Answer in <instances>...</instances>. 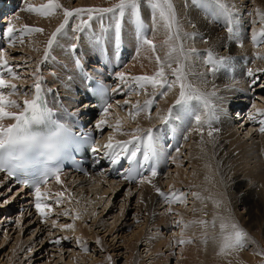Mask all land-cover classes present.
I'll use <instances>...</instances> for the list:
<instances>
[{
	"label": "snow or ice",
	"instance_id": "snow-or-ice-1",
	"mask_svg": "<svg viewBox=\"0 0 264 264\" xmlns=\"http://www.w3.org/2000/svg\"><path fill=\"white\" fill-rule=\"evenodd\" d=\"M208 2L215 6V18L218 21H223L229 40L236 39L237 13L235 5H230L227 0H191L192 4L201 7H205ZM142 6L151 11V38L148 35L149 27L142 19ZM185 6H187V0ZM57 9H60L63 13V22L60 23L59 27L55 29L47 40L44 50L45 60L48 58L49 51L57 41L58 36L62 33L67 35L64 30L74 17L78 18L80 23L72 29L73 32H83L85 28L91 27L90 21L98 18L101 22V32L99 34L92 33L89 37L90 42L95 47H98L106 42L108 33L111 32L114 49H120L123 41V22L125 17H127L135 29L134 37L137 44V54L140 49L146 47L155 56L158 66L154 75L128 76L124 72L117 74L118 81L127 85L130 92L139 95L140 93L137 91L139 89L152 97L147 99L143 105L139 102L134 103L132 105L134 111L129 113L130 117L135 120L141 113H145L147 119L151 120L155 96L164 97L168 92L178 88V97L175 99L174 104L167 109L166 114L158 116V119L165 126H168L176 119L180 120L179 126L172 124V130L179 131L182 135L194 123L195 127L193 130L199 132L201 137H203L204 128L207 126L209 129L207 137L212 140V122L217 118L213 103V97L216 96V92L215 90H202L189 77L196 75L199 82L206 85L205 74L194 71L195 62L199 61L206 66H210V70L215 71L218 67L227 64L228 60L223 57H215L211 49L202 55L194 46L185 47L187 42L194 43L196 34L183 31L172 0H117L111 7L74 9L62 8L57 0H48V3L41 7H34L26 2L24 10L47 17L54 15ZM256 15L259 18L260 28L259 32H252L251 39L254 44L259 43L258 37H264V11L256 9ZM85 16L87 20L84 19ZM105 18L108 20L107 24L104 23ZM253 23L256 22L253 21ZM161 25L165 32L162 46L166 51L163 58L157 54V45L154 43L155 34ZM190 26L195 28L194 24ZM16 31L15 25L10 21L3 35L13 38ZM19 31L21 33L20 40L23 43V34L43 33L44 30L40 27H28L25 25ZM204 43H207V41H204ZM70 50L75 52L76 45H72ZM256 59L264 60V56L257 55ZM75 63L77 68H80L79 59ZM258 71H264V69ZM5 72L13 79L18 78L12 67L8 65L6 54L0 51V90L12 89L8 95L0 91V173L6 174L8 178H15V183L34 191L35 210L42 218V222H46L49 218L48 214L52 212V208L43 202L47 198V194L41 192V186L47 184L49 179L52 178L55 179L56 183H61L63 169L60 164L64 159L70 158L74 150L78 151L82 146L90 142L93 153H97L98 149L95 147L90 133H81L78 136L72 128L68 127L63 118L58 117L53 109L48 106L47 101L44 99L39 76L35 77L37 80L34 84L35 95L31 99H25L21 107L16 101L8 98L10 95H15L17 89L15 84H8L4 78ZM35 72H40L39 66H37ZM247 75L254 77L255 74L252 69H248ZM169 76L174 77V79H169ZM149 87L152 89L151 93L147 91ZM94 91L102 101L101 118L96 123L95 128L102 130L105 126L112 127L107 119L109 109L112 107L109 95L110 90L102 84H97L94 86ZM111 91L117 92L121 91V89L113 88ZM117 103L119 104L120 101H117ZM122 103L123 105H128L130 101L129 99H124ZM252 107L255 108V104ZM8 109H19V111L17 113ZM260 114L259 110L257 113H249V119L255 122L257 115ZM65 115L70 114L65 110ZM7 120L14 121V123L5 126L3 122ZM258 123L260 125L258 128L259 133L264 134V119L259 120ZM114 131L121 135L131 136L129 140L115 142H113V137L110 136L109 142L104 146L111 163L118 164L122 159L127 160L129 168L122 175V179L129 183L152 186L157 196L169 206L166 210L169 215L172 214L171 206L173 204H186L189 194L175 190L166 193L153 183L159 174L157 168L159 161L166 160L170 156V153L164 150L160 136L157 135L160 130L153 128L141 129L138 127L132 132H121V122L117 120ZM183 138L187 139V136L184 135ZM200 143L203 144L204 140L201 139ZM206 167L211 170L210 164H206ZM206 179H209V177H206ZM64 195V192L56 193L58 198H62ZM190 195L201 201V203H204L205 200H212L214 207L217 209L222 206L220 200L213 199L211 196L204 197L200 193L195 192L190 193ZM61 202V199L56 200L57 204ZM63 215L67 216L69 213L64 212ZM79 218V213L73 217L74 220ZM217 221H219L220 231L218 234H213L211 239L218 245L219 254L231 255L234 252L244 250L249 242L254 243L248 233L235 221L231 212L227 210H225V214L217 212L211 222L206 220L190 221L188 223H184L182 220L176 221V227L181 229V239L177 243L179 245L192 243L190 239H183L184 230L192 224L199 223L202 228L207 229L210 223L215 229ZM57 227L64 231L72 229L73 224L61 225L57 219H53L52 228L56 229ZM63 239L67 240L68 238L64 237ZM207 241L208 234L205 232L203 242L206 244ZM52 243L59 245L61 244V239L57 238ZM79 243L80 241L77 239V244ZM97 243L101 242L97 240ZM83 250L85 252L88 251L86 247ZM257 254L264 255V252H258ZM107 259L109 264H113L111 256Z\"/></svg>",
	"mask_w": 264,
	"mask_h": 264
},
{
	"label": "bare ground",
	"instance_id": "bare-ground-1",
	"mask_svg": "<svg viewBox=\"0 0 264 264\" xmlns=\"http://www.w3.org/2000/svg\"><path fill=\"white\" fill-rule=\"evenodd\" d=\"M7 1L9 2L8 6H10V4H12L10 6V8L8 9V11L10 9H13L15 4H17V2H18V0H7ZM20 1H21L20 3H22V9H20L18 11V7L20 6L19 5L16 8L17 11L15 10L14 12L18 13L17 14L18 18L23 20V22L21 24H23L24 26L27 25L29 27H34V24L36 23V21L38 24V20H36L38 18V16H36V19L33 17L34 18L33 22H35V23H33L32 22L33 18L31 19V17H30L31 13L24 10L25 6H26L25 0H20ZM38 1L40 2L43 0H38ZM97 1H103V0H88L87 2L85 0H83L84 3L81 2V4H79L78 8H102V6H100V5H95L96 4L95 2H97ZM249 1L251 3L250 8L251 7L254 8V10H253L254 12H252V15H251L252 16L251 20L249 19L250 15H247V13L251 10L250 9L245 10V9H247L246 4L249 3ZM46 2H48V0H46ZM227 2L230 5H235V10H236L237 14L243 12L242 13V15H243L242 21L246 20L248 22L250 20L251 26H252V28H251L252 32L253 31L259 32L260 24H259V18L256 15V9H260L261 11H264V0H252V1L251 0H243L241 4H239L237 2V0H227ZM40 3L42 5V2H40ZM172 3L176 9V14H177L178 20L180 21V23L183 27V31L196 34V38H195L194 43L193 42H187V43H185V47L194 46L198 51H201V49L204 47L205 51L211 49L213 51L215 57L227 58V60H228L227 64H230V62H233L234 69H235L234 78L235 77H240V78L235 79L239 83L237 84L238 85L237 88H234L233 90H236V89L238 90V96L236 98H233V96H229V95L230 94L233 95L232 86H231L233 84H231V83L234 81V79H231V77L229 75H227L225 70H223V72H222V69L219 68V69H216L215 71H212V70H210V66H206L204 68L203 65H201V64L199 65V67L195 64L196 65L195 72L204 73L206 76V79H207V84L205 85V84L200 83L199 79L197 78L196 75L190 76L189 79L192 80L193 83L197 84V86L200 87L204 91L215 90V92H216V96L213 97V103L215 105L217 118L212 122L213 138H212V140H210L207 137V131L209 130L207 126H205V128H204L203 137H201L199 132L193 130V128L195 127V124H192V126L187 129L191 132L187 135V139H184V141H182L181 143H182V145H184V147L186 145H188L189 148L187 150H189L190 152L188 153V155L187 154L185 155L186 158L181 162H177V160L181 154L183 155L184 149H183V151L182 150L179 151L178 154H175V157H174V160L172 163L174 165V170H172L171 167H169V169H170L169 172L174 173V175L172 177L173 180L170 183V185H166L165 188L166 187H167V189L172 188V189H170L171 191L172 190L180 191V189H182V190L186 189L189 191V193L192 191L195 193H200L204 197L211 196V197H213V199L220 200L222 202V206H221V208L217 209L214 207L212 200H205L204 203H201V201L196 200L192 196L191 199H192L193 203L190 201H189L190 203H186L187 205L189 204V205H192V207H193V209L190 210V212H189V208H187L185 206V204H184V206L182 205L183 207L182 206L179 207V205H178L179 203H176V204H173L171 206L172 207V214L169 215V214H167V211H166L169 206L167 204H165L159 196H157L155 189L148 184H144V185H138L137 184V185L131 186V185H127V184H121V183H119L117 181H113V180L112 181L111 180H103L98 175L96 177H92L90 180H87V183L89 182V183L97 184V185H103V184L105 185L106 184L107 187H113L114 189L116 188V189H118L119 192L125 191L123 202L132 201V199L134 198L133 197V193H134L133 190L136 191V193L138 194L137 202H136L137 204L135 205L134 209H131V204L128 205L127 213L125 215L121 216L123 218L122 221H124V222H129V220H126L127 217L129 216L128 213L131 212L132 210H135L134 215H137V214L143 215V220H142L143 225L146 226L150 222H152L157 227L161 226L162 224L168 225L165 229H163V230H167L169 228L172 229L173 224H175V221H178V220H182L184 223L185 222L188 223L190 221H199V220H206V221L211 222L217 212H219L221 214H225V210H227V211L231 212L232 216L235 218V221L238 224H241L240 227L246 231V228L251 226V222L250 223L247 222L248 218L252 221L253 220L258 221L259 219H262L261 214H264V159L262 160V157H261V156H264V153H263V155H261V153L258 155V153H259L258 152L257 157L254 155V150L256 147H259L258 149L261 148L264 150V135H262V136L260 134H259V136H257L258 134L256 135V133H259L258 128L260 125H259L258 121L261 119H264V103L263 102L260 103V105H259L260 109L249 108L247 110H244L242 108L243 106H241V104L245 103V102H243L245 100L249 101L250 100L249 98L251 96L250 93H248V91L246 89L247 84L249 82H251V80L246 79L244 77L245 71L249 67H251L252 70L255 72V74L257 73L256 75H254V77H257V76L260 77L261 76L260 79H262V80L264 78V72L258 71L260 69H264V68H261V67H264V60L260 59V60L256 61V59H253L254 57H252V55H251V54H257V55L263 56L262 50L264 51V49L262 48L261 51L258 49L257 51L254 52V48L249 47L248 45H247L248 46L247 47L245 45V41H243L240 37L236 38V39L229 40L228 32L226 30V27H225L223 21L222 20L218 21L215 18L216 17L215 6L212 7L213 8V16H206V17H208V20H207L206 17L204 16L205 13H203L199 10H195L188 3H187V6H185L184 0H179L178 3L176 2V0H172ZM27 4H30V3H27ZM38 5L36 4V7ZM243 6H244V8H243ZM6 12L4 11L2 13L6 14ZM11 13H13V12H10V14ZM7 14H9V12H7ZM148 14L149 13L146 10L144 12H142V15L149 22V25L151 26V17H149L150 14L149 15ZM14 15H16V14L14 13ZM62 17H63V13H62ZM57 18H58V16H57ZM57 18L55 19L54 16H49L48 20L43 19L44 21L41 22V28L44 30L43 33H37V34L33 33L31 35V38H37L38 42H39L38 44H41L42 45L41 47H43L42 50L40 49L41 52H40V56H38L39 57L38 63L35 64V66H34L35 69L37 68L36 66H38L39 62L42 61L41 58H42V55L44 54V50L46 47L47 40L49 39L51 34L55 31V29L60 25V23L63 22V19H57ZM239 21H241V20H239ZM253 21H255L256 23H253ZM4 22H5V19L3 17L0 20V23L3 24ZM39 22H40V20H39ZM192 24L195 25V28H192L190 26ZM239 24H241V23H239V22L237 23V27H238L237 29L239 31H241ZM242 25L244 28H246L245 24L242 23ZM128 31L130 32V26L123 33H126ZM218 31H220V33ZM222 32H224V35L221 34ZM83 35H85V37H89L86 33H84ZM151 37H152V32H151ZM200 37L203 38L201 41L199 39ZM164 39H165V32H164L163 26L161 25L159 27V29L157 30V32L155 34V38H154V43L157 45V54L161 58H163L165 51H166V49L162 46V42ZM132 40H133V38H130V37L126 40L125 39L123 40L125 47L126 48L128 47L129 50H131L132 45H133ZM204 41H207V43H204ZM35 42H37V40ZM84 42H86V46L90 45V43H91L89 38L83 39L81 43L84 44ZM15 43L19 45L18 48L22 46L21 45L22 43L20 40L15 41ZM26 46H28V45H26ZM60 49L63 50V48H60ZM92 49H93V47H92ZM17 51H19V50H17ZM35 51H37V50H35ZM93 51H95V50H93ZM110 51H111V49H110ZM205 51H204V53L203 52L202 53L205 54ZM12 52H13V50H12ZM100 52H101V47L92 56L93 60H96V61H94V63H91L90 67L93 69H101L102 67L106 68V70L111 69V68L115 69L117 64H113V62L115 63L116 55L115 54H109L110 58L108 60H105V58L101 56ZM33 53H34V51H33ZM59 54L65 56V58H66L65 53L60 51ZM252 60H253V62L256 61L255 62L256 65H255V63L254 64L250 63ZM262 61H263V64H261ZM245 62H249V63L247 65H245ZM121 63H119L117 65L116 70L118 71V73L119 72H124V73L130 72L131 73L130 76L154 75L158 69V66H157L156 61H155V56L146 47L142 48L139 51V53L135 55L133 62L131 63L132 66L130 65L131 67L127 66L126 70H120V68L118 66ZM99 64H101V67L99 66ZM140 64H141V67L139 68ZM233 65H230V66H233ZM141 68L143 69V71L140 70ZM34 72H35V70H34ZM94 72L98 73L99 71L95 70ZM31 74H33V72ZM117 74L113 75L114 77H112V78L110 77L107 80V83H110V81H113V78L118 80ZM63 78L65 79L64 75H63ZM169 79H174V77L169 76ZM262 82H264V80ZM14 83L17 84V81ZM75 83L78 86L77 81H75ZM114 84H115V86L117 85L115 82H114ZM79 85H80L79 87H81V84H79ZM127 87L128 86L126 85V86L121 88L122 90H124V91H122V93H124V96L130 97V99H132V104L136 103V101H137L136 96L137 95L136 94L133 95V93L130 92L129 90L126 91L125 88H127ZM261 87H263V86L261 85ZM228 89L230 90V92H227ZM255 90H256V92L259 91L257 93V98H259L260 94L263 92H261L260 88H257ZM147 91L149 93H151L152 89L149 87ZM142 92H143L142 95L144 96V98L151 97L150 95H146L144 93V91H142ZM178 92H179V89L175 88L173 91L168 92V94L166 96H164V97L159 96L160 97L159 102H158V100L156 102L157 116L158 115H164L165 112L167 111V109L171 105L174 104L175 99L178 97ZM119 94L121 95V93H119V92L116 93V95H119ZM142 95H141V97H142ZM71 96H72V93L68 91V94H66V97H67L66 102L72 108L76 109V104L78 102L77 98L79 95L76 97V101L72 100L70 98ZM155 97H158V95H156ZM240 97H244V98L240 99ZM8 98H10V97H8ZM115 98L117 99V97H115ZM10 99H15V98H10ZM116 99H115V101H117ZM260 99H262V98H260ZM64 104H66V103H64ZM255 104L257 105V103H255ZM80 106L81 107L78 109L81 110V109H84L85 107H87L88 104L83 102V104H81ZM115 107L118 108V104H115ZM130 108H131V111H134L132 106ZM258 110H259V113H261V114L257 115L256 121L254 122V121L250 120L249 119V113H257ZM75 111H77V110H75ZM75 111H73V112H75ZM239 111H242L243 114L239 113ZM82 112H80V113H82V115H83L85 112H88V111L84 110ZM231 112H233V113H231ZM157 116H156V118L158 119ZM116 117L117 116H115V117H112V116L110 117L109 115L107 116L109 124H111L113 128H115L116 122H112V121H115V120L117 121L118 118H116ZM153 117L154 116H152L151 120H149V119H147L145 113H141L140 116L136 117V119L132 120V121H135L136 124H134V125H136L137 127L141 128V129H146V128L155 127V126H156L155 128H158L157 127L158 125H156V124H159L157 122H159L160 120L159 119L156 120V118L153 119ZM236 117H239V118H236ZM100 118L101 117L96 116V117H94L93 120H94V122H96V121H99ZM237 119L239 120V122L240 121H242V122L237 124V122H235V121H237ZM130 120H131V118H130ZM154 120H156V121H154ZM86 121H90V119L88 117H84V124H86ZM121 123H123V122H121ZM89 124H92V123L89 122ZM161 124H162V122H160V124H159V128H158L159 130H161L163 128V126H161ZM129 125H130V123H129ZM235 125H239V126H235ZM121 126H123V124ZM245 127L249 128V129L246 131ZM126 128L127 127L123 126V129H122V127H121V129H122L121 132H123V131L124 132H132L131 130H127ZM242 128H244V129L242 130ZM106 129H107V127H106ZM239 130L245 132V139H247V141H250L251 143L248 144L245 141H244V143H242L243 140H240V138H237V132H239ZM104 132H105V130L102 129L103 135H104ZM174 132L176 134L178 133V131H174ZM250 132H253V133L251 134ZM113 133H114L112 136L113 139L126 138L129 136V135H121L120 133H117L115 131H113ZM170 134H171L170 131H168L166 133L167 136H169ZM179 135H180V132H179ZM102 138L103 137H101V140H102ZM257 138L259 139L258 140L259 142L255 143V139H257ZM181 139H183V138L181 137ZM201 139L204 140L203 144L200 143ZM101 140H100V142H101ZM188 140L190 142H188L189 144H186V141H188ZM226 146H228L227 149H225ZM210 148L219 149L217 156L214 155L215 150H211L210 152L206 151ZM258 149H257V151H259ZM249 151H251V152H249ZM233 156H234L235 160L237 159L235 156L245 158V159L249 157L250 159L256 160L257 163L253 162V165H254V163H255V165L257 164L256 168H254L253 171H249L250 173H248L250 175L249 179L248 178L246 179L247 173H245L246 177L243 176L245 178H242V179L238 178L236 176V173H234V172L230 173L229 161L231 160V158ZM249 158L247 159L248 160L247 162L245 160L243 161V159H241L242 160L241 162L248 163L250 160ZM184 161H186V163L188 162V170L189 171L188 170L185 171L181 168ZM239 162H240V159H239ZM250 162H252V161L250 160ZM206 164L211 165V170L206 167ZM253 167H252V169H253ZM251 175H252V177H251ZM0 177H2V179H0V187H2V185L7 186L6 178L1 174H0ZM206 177H209V179H206ZM84 183L81 181H77V180H68V181L63 180L60 184L51 185L48 188V194H51V195H47V197L51 196L50 197L51 202L46 203L52 208V212L48 214L49 218L53 217L55 215L54 213H55V211H57L56 209L60 210L61 208H63L65 206V205H62L61 203L70 202V200L73 199V198L71 199L73 192H75V190L77 191V189H79V188H82ZM153 183L157 187H159L162 191L166 192L167 189H164V187H163L164 183L162 182V179H155L153 181ZM11 186H13V185H11ZM120 186L122 188H120ZM124 187H127V188L125 189ZM12 188L16 189L17 199L15 200L16 202L14 204L16 206L11 207V208L15 209L16 211H14L13 214H15V215H13V217L12 216L6 217L7 219L6 220L4 219V221L1 223V224H3V223L6 224L5 231L17 229L18 230L17 232H20L21 222L23 224L27 221L28 222L31 221V223L28 224L29 227L36 225V226H40L43 228L44 222H42V220H41L42 218L40 217V215L35 210V206H34L35 202L31 198H29L28 195L23 194L22 193L23 190L18 188L16 185L13 186ZM99 188H98V190H99ZM94 189L96 190V188H94ZM78 191H77V193H78ZM58 192H64V194H65L64 197L58 198L56 196V193H58ZM80 192H82V191H80ZM84 193H85V195H86V193L91 195V197L95 196V191L93 190V188L88 190V192L84 190ZM96 193H99V192H96ZM78 197H79V195H78ZM78 197H77V199H79ZM57 199L62 200V202L60 203L61 205L56 203ZM79 202H80V200L75 201V203H79ZM125 204H127V202ZM155 205H156V208H155ZM122 206L124 208L126 207V205H122ZM153 206H154V210L150 211V209L153 208ZM2 207L3 208H0V211L2 212L1 219H3L4 215H6L8 212L7 211L8 208H6L5 206H2ZM238 207H240L241 209H244V207H245L247 209V210L244 209L241 212L243 215H245V217L239 216V214L237 212ZM161 210H163V211L161 212ZM62 211H64V209ZM156 211H158V213L160 212V214H158L159 218H152L151 214L153 212H156ZM259 213H261V214H259ZM16 217H17V224L15 225V228H12V229L9 228L8 223H10L12 218L15 219ZM31 217H33L34 219H31ZM116 217H118V218L115 222V225L117 222H119V219H121V217H119L117 215H116ZM38 220H40V222ZM243 220H246V224H244L242 226ZM48 221H50V220L47 219V222ZM85 221H87V218H85ZM51 223H52V221H51ZM12 224H10V226ZM122 224L123 223H120L121 228H116V230L114 231V234H119L120 231H123L124 229H126L127 225L125 226V224H123V225ZM79 225H81V224H79ZM78 230H79V233H80V231L83 232L81 234V237L84 238V237L88 236L86 230L81 229V228H79ZM112 230H114V229H112ZM160 231H162V230H159L157 232L158 233V235H157L158 240L156 243H150V241H148V243H147L145 241L146 242L145 245H147V248H149L148 251L152 250V252H157L162 247H166L169 250H168L167 254H165V259H162L159 256L158 257L155 256V258L152 259L153 261L149 264H168L174 258H175L174 260H175L176 264H207V260H205L206 258L210 257V255H212V254H215L216 250H217L216 253L219 254L218 245L216 243H214L213 240L211 239V236L213 234H218L220 231L219 221L216 222L215 229H213V227L211 226L210 223H209V226L207 227V229L202 228L199 223H194L190 227H188L187 229L184 230L183 239H185V240L190 239L191 241L195 240V242L193 243L194 245H195V243H197L199 245L200 242L198 243V242H196V240L198 239V237H201V239L199 241H202L201 244H204V248H202L203 246H201L200 248H202L203 250L200 248H198V249H200L202 251H198L197 247L195 248L192 243L179 245L177 242L181 239V232L179 234H176L175 231H174V233L172 232V235H175L177 238L175 239V237L172 236V239L168 244V242L165 239H163L161 236H159V234H161ZM205 232H207V234H208V241L206 244L203 242L205 239ZM22 234H23V232L21 231V235ZM147 235H149V234L142 235V232L139 234H136V235L132 234V236H133L132 239H128L127 241H124L125 249L127 250V255L129 256V257L127 256V260L125 261L126 264L129 263L130 258H133V256L135 255L136 248L142 242L144 237H146ZM64 237H66V236H64ZM64 237H62L61 239H63ZM130 238H131V236H130ZM63 240H64L65 244L68 243V240H65V239H63ZM91 240L94 241L99 246V244L96 241V238L92 237ZM60 245L61 244L57 245L58 249L60 248ZM178 245L181 246V248H179ZM21 250H22V247L17 246L16 252L19 253ZM103 250L106 251V253H107L106 256H108V254H109L108 248L105 246V244L104 245L100 244V252ZM174 251H177V253L173 254ZM251 252L256 253V249H251ZM174 255H175V257L173 258ZM149 256H151V255H149ZM199 256H201V259L199 258ZM136 258H137V256H136ZM148 259H150V258L148 257ZM80 260L82 261L80 263L87 264V256L80 255ZM104 260L105 261L102 264H109L108 259L107 260L104 259ZM199 260H202V262L199 263ZM112 262H113V264L115 263L113 259H112ZM96 263H98V262H96Z\"/></svg>",
	"mask_w": 264,
	"mask_h": 264
},
{
	"label": "rangeland",
	"instance_id": "rangeland-1",
	"mask_svg": "<svg viewBox=\"0 0 264 264\" xmlns=\"http://www.w3.org/2000/svg\"><path fill=\"white\" fill-rule=\"evenodd\" d=\"M57 1L61 4L62 8H69V9L78 8L79 4H81V2H83V0H57ZM85 1L87 2L88 0H85ZM242 1L243 0H237V2L239 4H241ZM25 2L30 3V5H32L34 7H36V4L37 5L39 4L37 7H41L42 5H45L48 3V2H46V0L40 1V2H42V5L38 0H32V1L31 0H25ZM116 2H117V0H103V1L95 2L96 3L95 5H100L102 7H110V6H113ZM176 2L178 3L179 0H176ZM246 5H247V9H245V10H249V9L251 10L247 13V15H250V13L252 15V12H254L253 11L254 8L253 7L250 8V5H251L250 1ZM19 7H20V9H22V3H20ZM142 8H143V6H142ZM243 8H244V6H243ZM145 10L146 9H144L143 12ZM4 11L6 12V10H2V12H4ZM242 13L243 12L237 14V23L238 22L241 23V24H239V27L241 30L240 38L243 41H245L246 46L248 45L249 47L254 48V46L250 42L251 41L250 38L252 35V33H251L252 32V29H251L252 26L250 28H247V26H249V24H251L250 20H251L252 16L251 15L249 16L250 20L248 21L249 22L248 23L246 20L242 21V17H243ZM35 14L36 13H31V15H30L31 19L33 17L36 19V16H38V18L36 19V20H38V24H37V21H36V23L33 22L34 18L32 19V22L35 23L34 27H40L41 28V22L44 21L43 19L48 20L49 16L45 17V16H41L38 14L35 15ZM149 14L148 15L150 17L151 13H149ZM51 16H54L55 19L57 18V16H58L57 19H63L62 11L60 9H57L56 13L54 15H51ZM204 16L206 17L207 15H204ZM84 19L87 20V17L85 16ZM206 19L208 20V17H206ZM39 20H40V22H39ZM239 20H241V21H239ZM78 23H80V20L78 21ZM242 23L245 24L246 28L243 27ZM128 27H129V24L126 22L124 24L123 32H125ZM123 32H122V34H123L122 36L124 37L123 40L124 39L126 40L129 37L133 38L131 32H129V31L126 33H123ZM218 32L220 33V31H218ZM246 33L249 34V36H248L249 38L247 37ZM221 34L224 35V32H222ZM85 38H89V37H85V35H83L81 40H80V43ZM199 39L201 41L203 38L200 37ZM34 40L35 41L37 40V42H35ZM108 40L112 44L111 38H109ZM263 40H264V37H263ZM38 43L39 42H38L37 38H31V36H30L29 38H27L26 41L23 40L21 47H19V48L16 47V48L12 49L13 52H12V50H6L5 51V52L11 51L10 52L11 54L6 53V57L8 59L9 66H14L15 69L19 68V69L23 70V74L21 72L23 77L24 76L26 77V75H30L32 72L34 73V70H35L34 66H35V64L38 63V58H39L38 56H40V52L43 49V47H41L42 45L38 44ZM61 43H64V46H68L70 44V41L66 37V41H63ZM80 43H79V47H80L79 49L83 52V54L86 56L87 59L89 58V59L93 60L92 56L94 55V53L96 51H98V49L100 47L99 46L95 47L92 43H90V45H87V46H86V42H84V44L83 43L80 44ZM71 44H72V42H71ZM26 45H28V46H26ZM112 46H113V44H112ZM92 47H93V49H92ZM262 48L264 49V43L261 45L259 50L261 51ZM17 50H19V51H17ZM35 50H37V51H35ZM93 50H95V51H93ZM257 50L258 49L254 48V52ZM33 51H34V53H33ZM204 51L205 50L203 47L201 49V51H199V52L204 53ZM57 52L60 53V51H57ZM203 53H202V55H203ZM205 53H206V51H205ZM262 53L264 56L263 50H262ZM109 54H115L116 55V52L111 50L109 52ZM43 55H42V58H43ZM251 55H252V57L257 56V54H251ZM258 60H260V59H258ZM94 61H96V60H94ZM94 61H89V62L91 64V63H94ZM255 62H252V64H254ZM195 64L198 67L200 64L203 65L204 68L206 67V65L202 64L201 62L199 63V61L195 62ZM261 64H263V61L261 62ZM38 65H41V68H42V61H40ZM196 65H195V68H196ZM255 65H256V63H255ZM140 67H141V64H140L139 68ZM261 68H264V67H261ZM140 70L143 71L142 68ZM194 71H195V69H194ZM222 72H223V69H222ZM44 73H46V72H44ZM58 73L61 74L60 71H58ZM126 74L128 76L131 75L130 72H127ZM236 78L239 79L240 77L234 78V81L231 84H233V85L235 84L236 86L231 85L233 95L232 94L229 95V96H233V98H236L238 96V90L237 89L233 90L234 88H237V86H238L237 84L239 83L237 80H235ZM22 80H23V78L20 81L22 82ZM263 80H264V78H263ZM261 83H259V85L257 84L258 86L253 87L254 90L257 88H260L261 92H263L260 94L259 99L264 98V85H262L263 87H261ZM134 87H135V85H134ZM122 91H124V90L121 89V91H119V93H121V95L119 94V97H117V99H116L117 101H120V103L118 104L117 101H115L116 102L115 104H118V108H116L117 106L114 107L115 106L114 105L113 110L111 112L109 111L110 112L109 116L110 117L111 116L112 117L117 116L116 118H118L120 122H123V123H121V125L123 124L124 127H127L126 128L127 130L134 131V129H137L138 127L136 125H134L136 123H135V121H132L133 119L129 115V113L132 112L130 107L134 103L132 104V99H130V97L124 96V93H122ZM142 91L143 90H141L140 95L136 96V98H137L136 102L143 103L144 100L152 98V97L147 98L146 96H145L146 98H144V96L142 95L143 94ZM227 92H230V90L228 89ZM258 92L259 91H257L256 94ZM134 94L135 93H133V95ZM141 95H142V97H141ZM250 95H251V93H250ZM159 96L160 95H158V97H155L156 102H157V100L159 102V98H160ZM124 99H129L130 103L128 105H123L122 102ZM81 102H79V103H81ZM255 103H257V105H260L261 102L258 101L257 99H255L253 104H255ZM174 111H175V109H174ZM155 115L157 116V109L155 110V114H153L152 116H155ZM156 116L153 117V119L156 118ZM130 118H131V120H130ZM156 120H158V119L156 118ZM156 120H154V121H156ZM112 122H116V120L112 121ZM160 122L161 121H159L157 123L160 124ZM235 122H237V124H238L241 121L239 122V120L237 119V121H235ZM129 123H130V125H129ZM159 124H156V125H158V128H159ZM123 126H121L122 129H123ZM235 126H239V125H235ZM106 127H107V129H106ZM106 127H104L105 132H104V135H103L101 142L105 139L106 136H111V135L113 136V134H114L113 133V131H114L113 127H108V126H106ZM158 128H155V129H158ZM243 129L244 128H242V130ZM248 129L249 128H246V131ZM189 132H191V131H189ZM250 133L252 134L253 132H250ZM259 134L260 133H256L257 136H259ZM260 135L262 136L264 134H260ZM237 138H240V140H243L242 143H244V141L247 142L248 144L251 143L250 141H247V139H245V132L244 131L239 130V132H237ZM258 140H259L258 138L255 139V143L259 142ZM183 141H184V138H183ZM188 142H190V141L189 140L186 141V144H189ZM188 148H189L188 145H186L183 148L184 149L183 155L182 154L180 155L177 162H181L186 158L185 155L186 154L188 155V153L190 152L189 150H187ZM227 148H228V146L225 147V149H227ZM258 148L259 147H256L254 150V155L256 157L260 153H261V155H263V153H264L263 149H261V148L258 149ZM183 149H179L178 151H181V150L183 151ZM257 149L259 151H257ZM211 150H215L214 155L217 156L219 149L210 148L206 151L210 152ZM249 152H251V151H249ZM257 153H258V155H257ZM235 157L237 158L236 160L233 156L231 158V160L229 161L230 173H233V172L236 173V176L240 179L245 178L246 177L245 173H247L246 179L247 178L249 179L250 175L248 173H250L249 171H253L254 168H256L257 164L255 165V163H254V165H253V162H256V160L250 159L248 157L252 162H250V160H249V162L246 163L248 161L247 160L248 158L245 159V158H241L238 156H235ZM261 157L263 160L264 156H261ZM239 159H240V162H239ZM241 159H243V161L245 160L246 162L245 163L241 162L242 161ZM252 167H253V169H252ZM181 168L183 170L187 171L188 170V162L186 163V161H184ZM171 169L174 170V166L171 167ZM173 175H174L173 172H171V173L165 172L163 174V176H161V178L158 177L156 179H162V182L164 183L163 187H164V189H167V187L165 188V186L170 185V183L173 180V178H172ZM243 176H245V177H243ZM251 177H252V175H251ZM8 187L10 188L11 186L2 185V187H0V208H3L2 206H5L6 208H8L7 209L8 212L6 214L7 216L4 215L3 219H1L2 212L0 211V264H82V263H80V262H82L80 260V255L87 256V264H102L105 261L104 259L107 260L108 256L112 257V259L115 262L114 264H126L125 261L127 260L128 255H127V250L125 249L124 241H127L128 239H132V237H133L132 234L136 235V234H139L141 232H142V235H145V234H149V235L144 237L142 242L138 245V247L135 250V255L133 256V258H130V261L128 264H149L153 261L152 259H154L155 256L156 257L159 256L162 259H165V254H167L169 249H167L166 247H162L157 252H152V250L148 251L149 248H147V245H145L146 242L148 243V241H150V243H156L158 240L157 239V235H158L157 232L159 230H162V231H160L161 234H159V236H161L163 239H165L169 244V242L172 239V236H174L175 239L177 238L175 235H172V232L174 233V231H175L176 234H179L181 232V229L176 227V224H173L172 229L169 228L167 230H163V229H165L168 225H163V224L161 226L157 227L152 222H150L145 226V225H143V221H142L143 215H140V214L134 215L135 210H132L131 212L128 213L129 216L127 217L126 220H129V222L122 221L123 218L121 216L125 215L127 213L128 205L131 204V209H134L135 205L137 204L136 202H137L138 194L136 193V191L133 190V192H134L133 197L134 198L132 199V201L123 202L125 191L119 192L118 189H116V188L114 189L113 187H107L106 184L105 185L104 184L103 185H97V184H92L89 182L88 183L85 182L84 185L82 186V188L77 189V191L79 190L78 191L79 194L77 193L76 190H75V192H73V195L71 197V199L73 198L72 199L73 201L70 200V202L61 203L62 205H65V206L63 208H61L60 210L56 209L57 211H55V213H54L55 215L53 217L48 218L50 221L44 222L43 228L40 226H36V225L29 227L28 224L31 223V221L30 222L27 221L23 224L21 222L20 232H17L18 231L17 229L5 231L6 224L5 223L1 224V223L4 221V219L5 220L7 219L6 217H11V216L13 217V215H15L13 213L16 210L12 209L11 207L16 206L14 204L16 202L15 200L17 199L16 189H13V188L9 189ZM92 188L95 191V196L91 197V195H89L87 193L85 195L84 190L88 192V190H90ZM94 188H96V190ZM98 188H99V190H98ZM120 188H122V187L120 186ZM124 188L126 189L127 187H124ZM170 189H172V188H168L166 190V192L167 193L170 192L171 191ZM80 191H82V192H80ZM187 191L188 190H186V189H184V190L180 189L179 192H184L186 194H189L188 198H187V203H190V202H192V199H191L192 195H190V193H193V192L191 191L189 193V191L188 192ZM96 192H99V193H96ZM78 195H79V197H78ZM77 197L79 199H77ZM76 200H80V202L75 203ZM126 202H127V204H125ZM122 205H126V207L124 208ZM178 205H179V207H181L182 205L184 206V204H178ZM185 206L187 208H189V212H190V210L193 209L192 205L185 204ZM155 208H156V205H155ZM63 209H64V211H62ZM244 209H246V208L244 207ZM244 209H241L240 207H238L237 212H238L239 216L245 217V215H243L241 213ZM153 210H154V206H153V208L150 209V211H153ZM162 211L163 210H161V212ZM64 212H68L69 215H67V216L63 215ZM77 213L80 214V218L77 220H74L73 217ZM158 214H160V212L159 213H158V211L153 212L151 214V217L152 218H159ZM259 214H261V213H259ZM116 215L121 217V219H119V222H117L115 225V222L118 218V217H116ZM261 217H262V219H259L258 221H256V220L252 221L249 218L247 219V222H249V223L251 222V226L246 228V232L248 233L251 241H254V243L249 242L244 250L239 251V252H234L231 255H220V254L216 253L217 252V250H216L215 254H212V255H210V257L205 259V260H207V264H264V255H258L257 254L258 252H264V214H261ZM85 218H87V221H85ZM12 219H11L10 223H8V226L11 229L15 228V225L17 224V217L13 220ZM31 219H34V218L31 217ZM53 219H57L58 223L61 225L71 223V224H73V228L69 229V230H64V231H61L59 229V227H57L56 229H53L51 226L52 225L51 221ZM38 221L40 222V220H38ZM120 223L125 224V226L127 225L126 229H124L123 231H120L119 234H114V231L116 230V228H121ZM242 223H243L242 226L244 224H246V220H243ZM10 224H12V225L10 226ZM79 224H81V225H79ZM239 225L241 226V224H239ZM79 228L86 230L88 236H86L84 238L81 237V234L83 232L80 231V233H79V230H78ZM112 229H114V230H112ZM21 231L23 232L22 235H21ZM64 236H66L68 238L67 244H65L64 240L61 239ZM130 236H131V238H130ZM92 237L96 238V241L99 240L101 242V243H99V246L94 241L91 240ZM57 238L61 239V245H60L59 249L57 248V245H54L51 242ZM77 239H79V241H80L79 244H77ZM200 239H201V237H198V239L196 240V242H198V243L200 242L199 245L197 243H195V245H194L193 243L195 242V240L192 241L193 246L195 248L197 247L198 251H202L203 250L202 248H204V244H201L202 241H199ZM100 244H102V245L105 244V246L108 248V253H109L108 256H106L107 255L106 251L103 250L100 252ZM17 246L22 247V250L19 253L16 252ZM201 246H203V247L200 248ZM85 247L88 249L87 252H85L83 250ZM178 247L181 248V246H179V245H178ZM198 248H200L202 250H200ZM29 249H30V251H29ZM251 249H256V253H252ZM56 250L57 251L59 250V251L57 252ZM175 253H177V251L173 252V254H175ZM146 255L150 259H148V257ZM149 255H151V256H149ZM136 256H137V258H136ZM174 257H175V255L173 256V258ZM199 258L201 259V256H199ZM174 259H172L171 262L168 264H176ZM96 262H98V263H96ZM201 262H202V260H199V263H201Z\"/></svg>",
	"mask_w": 264,
	"mask_h": 264
},
{
	"label": "clouds",
	"instance_id": "clouds-1",
	"mask_svg": "<svg viewBox=\"0 0 264 264\" xmlns=\"http://www.w3.org/2000/svg\"><path fill=\"white\" fill-rule=\"evenodd\" d=\"M68 125V127H70L71 128V125H69V124H67Z\"/></svg>",
	"mask_w": 264,
	"mask_h": 264
}]
</instances>
